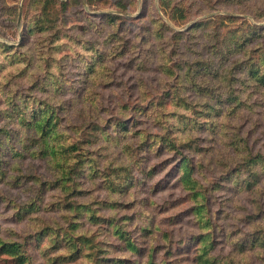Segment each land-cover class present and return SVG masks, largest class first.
<instances>
[{"label": "rangeland", "instance_id": "rangeland-1", "mask_svg": "<svg viewBox=\"0 0 264 264\" xmlns=\"http://www.w3.org/2000/svg\"><path fill=\"white\" fill-rule=\"evenodd\" d=\"M209 60L236 100L224 126L180 77ZM263 72L264 0H0V264H264L239 247L264 187L245 163L247 144L264 162ZM165 137L178 150L156 151Z\"/></svg>", "mask_w": 264, "mask_h": 264}, {"label": "trees", "instance_id": "trees-1", "mask_svg": "<svg viewBox=\"0 0 264 264\" xmlns=\"http://www.w3.org/2000/svg\"><path fill=\"white\" fill-rule=\"evenodd\" d=\"M207 64L206 67H204L202 70H197L196 66H194V64H190L188 65V67L186 68V70L181 73V78L182 76H184L186 83L190 84L191 87L195 88L196 92H200V94H202L201 96L203 97H208V102L209 104L207 105V112H201L199 114V118L200 119H205V117H210L212 116V114L215 116V118L213 119L211 123L215 124L216 120L220 117L223 116L222 114V105L227 104L229 105V113H232V104L234 103L235 98H233L232 93H230L229 91H227V88L230 86V82L224 81V70H220V66L217 68H213V63L209 60V62H205ZM172 72H174V70H172ZM179 72L175 75H178ZM216 80H221V83L219 85V88H221L219 91L214 90L211 88H209L210 86H213V88H216ZM264 72L262 74H260L259 76V81L264 84ZM214 82V83H213ZM226 82V84L224 83ZM208 88L209 90H211V92H208V94L205 96V89ZM212 93V94H211ZM216 95V96H215ZM211 101H215V103H211ZM186 106V109L188 110L189 108H193L190 104H188L187 102L184 103ZM231 111V112H230ZM225 114L221 119H223V123L222 125L224 126L225 123H227V120L232 118V117H228L230 114ZM233 114V113H232ZM186 114H183V116L185 117ZM203 115V116H202ZM182 116V117H183ZM228 117V118H227ZM234 117V116H233ZM54 118H50L47 117L46 120L44 121V123L42 124L41 128H40V132L42 134V139L45 141L48 138V134L53 132V129H55V125L52 124ZM43 120H39L37 123H41ZM41 125V124H39ZM119 127H121V124H119ZM38 129V127H37ZM57 135H60V138H57V142H55L52 146V155L50 154V156L53 159L58 160L57 163L60 164L59 168V172L63 173V176L69 175L71 174V170L69 172L65 171V167L64 166H68L69 161L73 158V154L71 152V149H76L75 145L72 146H68L67 144H65V142H63L64 136L65 134H63V132L59 131L57 129L56 132ZM236 136V134H235ZM234 136V139H235ZM158 141H160V144L157 148L156 151L163 150L164 147L169 146L170 150H178V144H177V139L176 138H163L160 140V138L157 139ZM193 142V141H191ZM191 142L189 144H191ZM47 149V148H46ZM246 150L248 151V154L250 153V156L246 159L247 163V167L250 171H252L255 177V183L259 182L260 183V179L261 176L264 177V162H262L263 160L261 158H257L252 156V153L249 149V146L247 144L246 146ZM183 162L181 165V169L183 167V177H182V181L185 184H188L189 186H187V190H191L190 192L193 195V198L196 200L195 204H196V214L199 215V222L204 221L208 224V226L210 227V232L209 234H205V236H209V235H213L214 232L212 231V229L215 230L216 226H214L215 228H212V224H211V218H212V212H210L209 210V205H210V200L208 195L206 194L205 190H196L197 186H201L200 183L198 182V180L194 179V177L192 176L193 173V169H195V166L193 163H195L194 161H192L191 165L189 166V164L186 162L187 158H183ZM188 160V159H187ZM189 161V160H188ZM196 165V164H195ZM261 165V169L260 170H255V167ZM120 170V169H119ZM117 170V171H119ZM65 172H67V174H64ZM190 172V173H189ZM251 172V173H252ZM253 184L248 183L246 188L251 187ZM202 187V186H201ZM251 192H258V194L256 195V203H258V208L256 210H253L255 212V214H253L251 216V218L254 219V229L251 233V237L247 240V242H245V244H241L239 247L241 250H244L245 252L248 250H253L256 248H261L264 251V187L260 186L259 190L257 189L254 190V186L252 187V189L250 190ZM195 206V205H194ZM196 216V215H195ZM207 227V225H206ZM20 245L16 244V243H5L2 248L1 251L2 253H6V254H12V255H16L19 251ZM231 256V255H228ZM233 256V255H232ZM20 261H23L22 259ZM234 262V261H232ZM153 264V263H150ZM221 264V263H219Z\"/></svg>", "mask_w": 264, "mask_h": 264}]
</instances>
